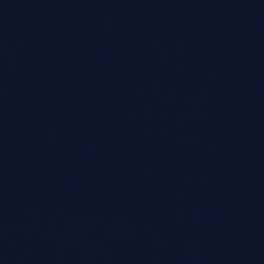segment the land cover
I'll return each instance as SVG.
<instances>
[{
    "label": "water",
    "instance_id": "95a60500",
    "mask_svg": "<svg viewBox=\"0 0 264 264\" xmlns=\"http://www.w3.org/2000/svg\"><path fill=\"white\" fill-rule=\"evenodd\" d=\"M0 264H264V0H0Z\"/></svg>",
    "mask_w": 264,
    "mask_h": 264
}]
</instances>
